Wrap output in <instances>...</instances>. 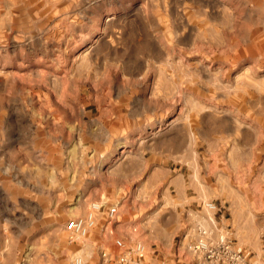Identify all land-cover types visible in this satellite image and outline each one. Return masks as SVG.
I'll list each match as a JSON object with an SVG mask.
<instances>
[{
	"label": "rangeland",
	"instance_id": "obj_1",
	"mask_svg": "<svg viewBox=\"0 0 264 264\" xmlns=\"http://www.w3.org/2000/svg\"><path fill=\"white\" fill-rule=\"evenodd\" d=\"M200 227L264 264V0H0V264H195Z\"/></svg>",
	"mask_w": 264,
	"mask_h": 264
},
{
	"label": "built area",
	"instance_id": "obj_2",
	"mask_svg": "<svg viewBox=\"0 0 264 264\" xmlns=\"http://www.w3.org/2000/svg\"><path fill=\"white\" fill-rule=\"evenodd\" d=\"M214 207V204H208ZM102 203H93L92 211L86 217H78L69 220L67 229L72 236L83 235L94 225L96 211L101 210ZM117 207L109 206L107 215L110 221L116 218ZM211 231L204 227L199 228V239L193 244L192 252L195 255V264H257L251 261L242 251L233 245L232 241L221 235L216 242L210 240ZM118 253L107 249H101L100 264H144L146 256V247L141 242H135L130 245L123 239L117 238L115 242ZM68 264H84L79 255H74Z\"/></svg>",
	"mask_w": 264,
	"mask_h": 264
},
{
	"label": "bare ground",
	"instance_id": "obj_3",
	"mask_svg": "<svg viewBox=\"0 0 264 264\" xmlns=\"http://www.w3.org/2000/svg\"><path fill=\"white\" fill-rule=\"evenodd\" d=\"M79 257L82 259V261H84V264H86L87 260L81 255H79Z\"/></svg>",
	"mask_w": 264,
	"mask_h": 264
}]
</instances>
